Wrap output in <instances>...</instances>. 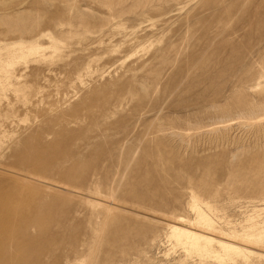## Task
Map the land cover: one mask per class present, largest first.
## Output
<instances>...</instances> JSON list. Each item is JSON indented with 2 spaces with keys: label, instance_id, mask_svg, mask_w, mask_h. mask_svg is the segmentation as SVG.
I'll use <instances>...</instances> for the list:
<instances>
[{
  "label": "rangeland",
  "instance_id": "1",
  "mask_svg": "<svg viewBox=\"0 0 264 264\" xmlns=\"http://www.w3.org/2000/svg\"><path fill=\"white\" fill-rule=\"evenodd\" d=\"M263 1L0 0V264H264ZM193 200L247 257L171 237Z\"/></svg>",
  "mask_w": 264,
  "mask_h": 264
},
{
  "label": "bare ground",
  "instance_id": "2",
  "mask_svg": "<svg viewBox=\"0 0 264 264\" xmlns=\"http://www.w3.org/2000/svg\"><path fill=\"white\" fill-rule=\"evenodd\" d=\"M243 1V0H242ZM246 2L248 0H245ZM244 1V3H245ZM257 1V0H254ZM104 2L106 3H110V0H104ZM252 2V1H251ZM238 3H241V0H238ZM244 3H241L242 5ZM259 3V2H258ZM252 4V3H251ZM251 4L250 7L252 6ZM263 5H264V1H263ZM241 6V5H240ZM256 5H253V7ZM258 7H256V9L259 8L260 5H257ZM70 7V6H69ZM243 7V6H242ZM248 8V6H245ZM262 7V6H261ZM264 7V6H263ZM249 9V8H248ZM255 9V7H254ZM252 9V10H254ZM260 9V8H259ZM258 9V10H259ZM264 9V8H263ZM73 11V10H72ZM257 11V10H256ZM260 11V10H259ZM255 12V10H254ZM258 14V13H257ZM76 15V14H75ZM75 15L73 18H70V22H73V20H76ZM255 15V14H254ZM253 15V16H254ZM256 16V15H255ZM260 16V15H259ZM263 18V17H262ZM12 19V18H11ZM8 20V19H7ZM10 20V19H9ZM23 20H28L27 23H25ZM78 21V20H77ZM65 22V20H64ZM260 22V21H258ZM7 24L9 25L8 30L9 32L11 31H18L20 32V37L23 38V34L26 33H30L33 29L38 28L39 26V22L37 18H30L28 16H17L14 17V19L10 20L9 22H7ZM63 24V23H62ZM45 25V24H44ZM46 26V25H45ZM40 30V28H39ZM8 32V31H7ZM8 32V33H9ZM35 32V31H34ZM45 32V31H44ZM41 34V33H40ZM36 40V38L34 39ZM24 41V40H23ZM27 41V40H26ZM30 42V41H27ZM30 44H32V40L30 42ZM31 46H34L31 45ZM30 47V46H28ZM34 50V49H33ZM87 66V65H86ZM83 70V69H82ZM141 90V89H140ZM147 92V90H145ZM141 93V92H140ZM138 94V93H137ZM136 95V93H135ZM146 95V94H145ZM67 153V152H66ZM65 155V153H63V156ZM77 162L79 163V161L77 160ZM76 162H73V165ZM82 164V163H80ZM83 167V166H82ZM81 168V167H80ZM74 170H76V168H73ZM81 170V169H79ZM78 170V171H79ZM69 174V173H68ZM70 174H73L70 173ZM73 176V175H72ZM75 177V175L73 176ZM177 177V176H176ZM154 179V178H153ZM155 179L161 180V176L159 174H156ZM84 195H86L87 197H90L91 199H87L88 202L92 205V207H98L99 205H101L103 208L107 209V213H109V208L111 205L105 204V203H101L96 199H100L102 200V198L96 197V195H100L98 193H87V192H83ZM197 197L198 195L195 194ZM86 197V198H87ZM110 198V197H107ZM192 198V197H191ZM106 201V200H104ZM202 201V200H201ZM201 205V204H200ZM193 210H195L196 212V217L194 216V220L193 221H189L187 219L184 218H177V221L170 226V230H171V237H173L174 239H176L177 241H180V244L184 243L187 245V247L185 249H188L191 253L195 252L196 254L198 253L201 257L205 258L206 256H210L214 251L211 249L213 244L212 242L216 239L217 243L219 244V247L224 251L227 252L225 255L226 256H233L234 254H237L238 257H245V253L239 249V246L237 244H234L233 242L239 241L242 243H246L250 240H252L253 238L250 235H239V239H234L232 238V236L230 234L225 233L226 231H223L221 229L216 228V226H214V224L212 223L213 220L210 219L209 216H207L204 212H202L200 210V208L198 207L197 203L195 200L192 201L191 204ZM104 209V210H105ZM202 209V208H201ZM187 210V209H186ZM106 211V210H105ZM104 211V212H105ZM204 211V210H203ZM103 212V213H104ZM213 212V211H212ZM194 213V212H193ZM208 214V213H207ZM106 217V216H104ZM105 219V218H104ZM107 219V217H106ZM192 220V219H191ZM105 222V221H104ZM106 223V222H105ZM264 223V222H263ZM261 224V223H260ZM254 226V225H253ZM251 226V227H253ZM257 226V225H256ZM262 227V226H261ZM257 228V227H255ZM263 228V227H262ZM250 229V228H249ZM254 229V228H253ZM259 229V228H258ZM258 229H256L258 231ZM255 230V231H256ZM103 231V225H96V224H92L89 225L86 229V235L87 237L84 238H74V242L75 243H80V245H87L89 248L90 247H95L99 241L98 236L99 234H101V232ZM260 231V230H259ZM247 233V232H245ZM252 234V232L250 233ZM259 234V233H258ZM116 235L121 238L124 239L125 238V233L120 230L116 233ZM255 235V234H254ZM252 235V236H254ZM260 236V235H258ZM170 238V237H169ZM171 239V238H170ZM175 240V241H176ZM179 243V242H177ZM259 248H264V243L261 242L258 245ZM187 251L189 254L190 252ZM92 252V251H91ZM92 254V253H90ZM194 254V253H193ZM198 255V256H199ZM91 256V255H90ZM199 256V257H200ZM248 255H246L247 257ZM200 257V259H201ZM212 257V256H211ZM88 260V259H87ZM203 261V260H202Z\"/></svg>",
  "mask_w": 264,
  "mask_h": 264
}]
</instances>
